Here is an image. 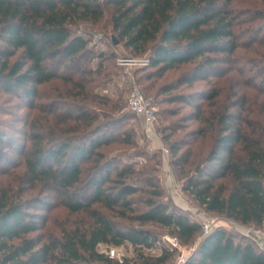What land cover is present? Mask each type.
I'll use <instances>...</instances> for the list:
<instances>
[{
  "label": "trees",
  "instance_id": "16d2710c",
  "mask_svg": "<svg viewBox=\"0 0 264 264\" xmlns=\"http://www.w3.org/2000/svg\"><path fill=\"white\" fill-rule=\"evenodd\" d=\"M240 1L0 0V92L34 108L39 86L54 80L73 86L37 107L39 114L55 122L42 126L33 120L31 131L24 133L28 146L9 142L0 130V175L23 170L14 175L15 187L0 186V264H153L143 254L129 262L98 250L100 245L111 249L126 243L151 249L161 241L142 227H121L107 213L127 217L132 196L144 188L133 179V166L104 151L117 140L112 128L119 119L99 122L89 108L99 97L87 87L115 56L96 52L92 33L80 27L98 24L109 9L115 37L111 43L116 39L135 53L149 48L150 67L160 76L189 65L184 81H206L235 71L233 57L242 46L264 43V24L246 30L251 32L248 38L238 36L240 24L264 19L259 12L242 20L234 8ZM256 67L261 83L257 90L264 96V60ZM218 97L216 90H202L173 101L194 106L198 112L191 119H201V106ZM234 103L231 108L242 105L247 110L238 99ZM211 115L206 121L217 122L215 139L208 156L198 161L200 168H183L194 164L187 154L175 163L184 169L183 190L209 213L242 225L264 226V127L251 128L245 116L227 108ZM179 151L173 147L175 156ZM117 163L123 166L115 167ZM144 183L151 188L146 209L133 219L168 228L180 244L195 246L202 236L200 225L178 206L157 201L162 195L157 185ZM56 206L71 214L84 213L88 220L58 236H42L46 213ZM175 252L164 246L157 262L166 263ZM185 264H264V251L243 235L217 229L199 241Z\"/></svg>",
  "mask_w": 264,
  "mask_h": 264
},
{
  "label": "rangeland",
  "instance_id": "374dc122",
  "mask_svg": "<svg viewBox=\"0 0 264 264\" xmlns=\"http://www.w3.org/2000/svg\"><path fill=\"white\" fill-rule=\"evenodd\" d=\"M234 8L236 13L240 14L241 19L245 20L250 15H258L259 12L264 13V0H241L234 4ZM261 24H264V19L251 24H240L236 28V32L238 36L248 38L251 32H246V30L254 29L255 31V28L261 26ZM80 29L92 33L94 38L92 44H94L96 52L104 51L115 56L109 61L110 63L107 65L104 74L93 77L94 80L87 87L99 97L89 104V108L98 116V121L106 122L111 119H119V123L112 128V134L117 140L105 148L104 151L109 158H115L118 162L122 161L123 164L133 166L136 170L133 179L141 182L140 186L144 188L132 196L131 205L133 209L127 211V217H121L116 212L111 213L104 209L103 211L107 212L121 227H142L150 230L161 241V244L151 249L135 248L126 243L119 248H113L116 251V256H119V258L115 257L114 259L118 261L119 259L121 261L126 259L129 262H134L140 260V254H143L153 264H161L157 260L162 258L164 246H166L165 237H172L169 229L154 223L141 225L132 217L146 209L145 201L149 198L151 188L146 187L144 182L148 180L157 185L159 192L162 193L156 199L157 201H166L175 205L166 185V171H169L172 178L183 187L186 180L183 168L185 170L189 169L188 167L192 170L200 168L197 164L198 161L208 156L215 139L216 127L214 126L217 122L214 125V123H211L213 119L206 121V118H211L213 112L221 113L227 108L232 112L235 111L245 116L246 123L251 128L264 127V96L257 90L260 79L256 78V66L261 67V62L264 60V43H252L242 46L233 57L235 71L223 77L208 78L206 81L198 78L187 83L183 79L186 78L187 80L189 78L186 74L190 71L191 66L181 65L160 76L157 74V68L150 67L149 63L144 66H133L134 80H132L117 65L118 58L146 59L151 54L149 48L145 53H135L125 48L123 44L111 43L110 38L113 36L110 28L109 9H105L104 17L98 24H84ZM137 69H139L138 73H136ZM148 74H152L153 77L148 78ZM77 78L80 77H76V80ZM72 87L70 83L60 80H54L39 86V96L35 99L36 105L34 108H30L27 103L15 96L0 92V130L8 134L6 140L15 145L26 143L28 146L29 141H27L24 133L27 132L26 134H28L31 131L30 127L33 120L42 126L46 124L53 125L55 122L53 117L49 116L47 120L44 114H39L37 107L65 94ZM135 87H138L145 97L152 100L156 108V133L152 139L147 136L142 119L129 109L130 94ZM202 90H216L219 92V97L201 106L202 112L199 113L201 119H191V115L195 116L198 109L180 101H173V99L178 95H189ZM236 99H238V104L244 103L247 110H242V107H240L242 105L231 108ZM199 130H203L202 135H198ZM127 137H130V141L125 142L124 140ZM174 146L180 148L176 156L172 152ZM181 154H187L188 161L190 163L194 161V164L185 165L183 168L176 166L175 163ZM116 166L122 167L123 165L117 163ZM11 170L9 174L0 175V186H16L14 175L22 173L23 170L22 168L16 169L14 172ZM184 193L192 204L200 207L186 191ZM201 209L206 211L203 207ZM207 213L216 219L212 232L223 229L242 235L234 228L233 220L215 213ZM87 220L84 213L71 214L65 208L56 206L46 213L44 227L39 234L45 237L58 236L62 230L72 226H82ZM37 235L38 233L32 236ZM202 239L203 236L200 235L195 246L180 244V249H177V252L173 253V256L164 264H179L181 255H184L187 260ZM98 250L108 252L109 247L100 245Z\"/></svg>",
  "mask_w": 264,
  "mask_h": 264
},
{
  "label": "built area",
  "instance_id": "2783aa9c",
  "mask_svg": "<svg viewBox=\"0 0 264 264\" xmlns=\"http://www.w3.org/2000/svg\"><path fill=\"white\" fill-rule=\"evenodd\" d=\"M149 63V58L137 59L121 57L117 60V65L121 67L124 74L128 75L132 80H134V76L132 74L133 66H144ZM129 109L137 117L142 119L147 136L151 139L154 138L156 133V108L152 100L146 98L138 87H135L130 94ZM165 177L167 188L175 202V205L188 214L194 222L200 225L203 237L211 234L216 219L206 211L202 210L201 207L192 204L186 198L183 187L172 178L169 171H166ZM232 223L234 224L236 231L251 239L262 251H264V226L242 225L237 222ZM164 241L166 247L170 249H180L181 247L177 238L165 237ZM107 254L110 258H119V256H116V251L113 248L109 249ZM119 261H121V259H119ZM185 262V256L181 255L179 257V264H184Z\"/></svg>",
  "mask_w": 264,
  "mask_h": 264
},
{
  "label": "water",
  "instance_id": "95a60500",
  "mask_svg": "<svg viewBox=\"0 0 264 264\" xmlns=\"http://www.w3.org/2000/svg\"><path fill=\"white\" fill-rule=\"evenodd\" d=\"M115 44H118V41L114 39Z\"/></svg>",
  "mask_w": 264,
  "mask_h": 264
}]
</instances>
